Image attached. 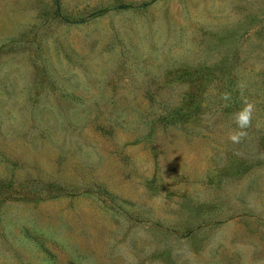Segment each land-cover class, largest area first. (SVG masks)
<instances>
[{
  "label": "rangeland",
  "instance_id": "1",
  "mask_svg": "<svg viewBox=\"0 0 264 264\" xmlns=\"http://www.w3.org/2000/svg\"><path fill=\"white\" fill-rule=\"evenodd\" d=\"M0 264H264V0H0Z\"/></svg>",
  "mask_w": 264,
  "mask_h": 264
},
{
  "label": "clouds",
  "instance_id": "2",
  "mask_svg": "<svg viewBox=\"0 0 264 264\" xmlns=\"http://www.w3.org/2000/svg\"><path fill=\"white\" fill-rule=\"evenodd\" d=\"M238 87L243 88L242 84H238ZM223 100H229L231 98V93H224L221 97ZM254 106L251 103H247L245 107L235 115V123L237 129L234 130L230 136L229 140L233 143H239L241 139L246 135V129L251 126L252 114Z\"/></svg>",
  "mask_w": 264,
  "mask_h": 264
}]
</instances>
